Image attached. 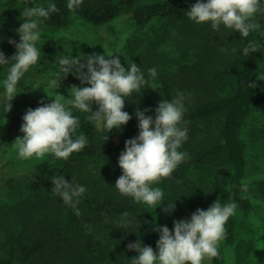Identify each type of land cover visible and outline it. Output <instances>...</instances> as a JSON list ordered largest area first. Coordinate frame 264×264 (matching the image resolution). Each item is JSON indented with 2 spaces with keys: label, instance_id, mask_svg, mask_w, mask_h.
<instances>
[{
  "label": "trees",
  "instance_id": "obj_1",
  "mask_svg": "<svg viewBox=\"0 0 264 264\" xmlns=\"http://www.w3.org/2000/svg\"><path fill=\"white\" fill-rule=\"evenodd\" d=\"M196 2L83 0L75 11L68 9L67 0H48L43 5L47 8L55 3L58 10L48 18H40L39 28H63L71 24L73 17L105 25L128 14L139 30L154 23L158 29L136 56L146 83L140 92L125 97L124 111L132 117L129 122L109 132L103 121L99 126L90 121V113L70 109L78 118L73 139L82 135L86 146L67 160L47 154L50 168L44 177L30 182V194L18 205L1 209L5 237L0 264H131L132 257L139 253L128 249L130 242L140 241L158 252L156 242L160 234L154 231L158 225L173 231L174 221L190 220L197 209L208 210L217 200L222 206L235 203L241 210H252V198L245 193L249 162L242 132L253 107L264 104L257 79L259 57L264 53V0L262 10L255 15L260 28L248 37L223 24L219 30H213L211 22L198 24L191 20L187 13ZM21 25L22 21L0 20V51L9 60L17 52L9 39L20 42L16 29ZM140 43L131 49L140 50ZM252 44L258 45V50L245 56L243 49ZM57 46L56 39L46 40L41 48L43 59L29 71L47 69L54 75L59 73L70 87L79 85L75 74L67 75L61 70L54 57ZM12 62L15 63L2 65L6 71ZM152 68L157 72L155 78L148 71ZM252 83L257 86L251 87ZM156 94L164 100L183 96V119L188 123L180 126L187 128L188 138L178 151L188 157L169 178L151 186L159 187L164 194L153 207L122 195L115 183L122 175L119 156L125 142L140 131L135 114L151 109L146 114L154 118L158 107ZM56 175L86 188L77 205L79 216L51 192V178ZM174 203L173 211L164 210ZM122 221L131 223L124 227ZM225 229V245H235L238 231L234 215ZM218 252L214 264H223L224 254Z\"/></svg>",
  "mask_w": 264,
  "mask_h": 264
},
{
  "label": "clouds",
  "instance_id": "obj_2",
  "mask_svg": "<svg viewBox=\"0 0 264 264\" xmlns=\"http://www.w3.org/2000/svg\"><path fill=\"white\" fill-rule=\"evenodd\" d=\"M82 2L83 0H67V7L70 11H75ZM57 10L55 3H50L47 8H24L21 17L24 23L16 29L20 42L9 39L17 52L9 60L0 51V65L15 61L3 81L7 101L5 112L12 109L11 101L17 95L18 82L40 58L36 47L41 37L38 30L40 18H48L50 13ZM261 10V0H197L187 15L198 24L211 22L213 30H219L223 24L227 29L239 32L242 37H248L250 32L260 28L255 15ZM257 50L258 45L252 44L245 47L243 53L247 56ZM82 60L86 62L82 63ZM59 64L64 73H73L82 84L90 86H71L70 99L66 103L62 102L65 96L60 94L51 103L44 104L41 101V106L27 109L20 128L24 135L17 137L14 142L20 159L35 158L43 161L47 154H51L57 159L67 160L72 153L80 152L87 141L82 135L73 139L78 118L72 115V108L90 113L88 119L96 122L97 126L103 121L109 132L120 129L132 118L124 111L125 97L140 92L146 83L144 73L136 63L128 65L126 69L120 55L114 53L93 54L86 58L63 56L59 58ZM148 71L151 77H156L155 68ZM61 79L49 81L47 87L55 89L57 84L60 86ZM257 79H264V73H260ZM250 86L255 88L257 85L252 83ZM45 91L50 96L46 89ZM93 102L99 105L97 111L92 109ZM148 111L151 109L139 110L135 114L140 131L136 137L125 142V149L119 156L122 175L116 180L115 187L122 195L132 197L136 203L142 202L154 207L164 194L159 187L151 186L169 178L188 157L187 153L178 151L188 138L187 128L180 125L188 122L183 119L186 108L182 95L160 101L154 118L146 114ZM51 179L54 184L51 192L60 196L66 205L74 209V214L79 216L77 205L86 188L74 185L62 175ZM236 207L235 203L222 206L217 200L208 210L197 209L190 220L174 221V233L166 225L156 226L154 231L160 234L156 242L158 252L140 241L130 242L128 249L139 253L132 257L131 264H203L205 259L217 257L218 245L226 235L225 224L235 214ZM174 209L175 203L164 208L166 212ZM124 215L127 216V213ZM129 223L131 222L122 221L124 227Z\"/></svg>",
  "mask_w": 264,
  "mask_h": 264
},
{
  "label": "rangeland",
  "instance_id": "obj_3",
  "mask_svg": "<svg viewBox=\"0 0 264 264\" xmlns=\"http://www.w3.org/2000/svg\"><path fill=\"white\" fill-rule=\"evenodd\" d=\"M48 0H0V20L11 22L22 21V10L32 6H43ZM153 1V0H142ZM39 28V25H38ZM158 26L151 24L139 30L128 14L122 15L105 25H96L86 22L78 17H73L70 25L59 28H44L36 47L40 52L39 60L44 53L42 47L46 40L54 38L58 42L54 57L59 60L63 56H87L93 54L114 53L120 55L125 68L132 63L138 64L137 53L148 45L156 36ZM140 31V32H139ZM141 45V48L131 49L132 46ZM119 53H116V52ZM107 58V57H106ZM82 63L86 60H82ZM14 63V62H12ZM11 66H9L10 68ZM6 67L0 65V211L2 208L16 206L25 199L31 191L30 182L36 178L44 177L50 168L47 155L44 160L35 158L24 160L18 158L14 142L24 133L20 131L23 123L22 117L28 108L35 109L43 103H51L56 95H64L65 102L70 99V86L60 80L55 89L48 88V82L60 77L52 74L47 69L29 71L27 76L21 78L17 84V95L11 101L12 109L5 112V88L3 81L7 75ZM84 71H87L86 69ZM264 73V53L259 57L258 75ZM80 80V79H79ZM79 87L90 86L82 84ZM45 89L49 92L45 91ZM259 93L264 96V79L258 80ZM155 95L156 104L164 100L162 95ZM93 111L96 103H92ZM78 110V109H77ZM80 111V110H79ZM82 112V111H81ZM242 138L247 142V189L245 191L253 201V208L246 212L236 207L235 218L237 223L238 239L235 245H225V239L221 240L218 250L224 254L223 264H264V104L254 106L247 118L242 132ZM13 215H11L12 220ZM174 233V230H173ZM5 228L0 222V252ZM203 264H214V258L205 259Z\"/></svg>",
  "mask_w": 264,
  "mask_h": 264
}]
</instances>
